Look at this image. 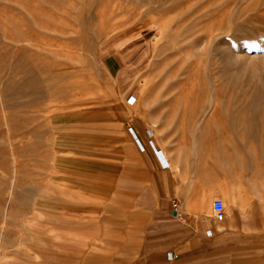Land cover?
<instances>
[{
    "label": "rangeland",
    "instance_id": "1",
    "mask_svg": "<svg viewBox=\"0 0 264 264\" xmlns=\"http://www.w3.org/2000/svg\"><path fill=\"white\" fill-rule=\"evenodd\" d=\"M157 2L0 0V264L93 251L97 218L54 189L56 146L75 144L55 129L65 116L99 132L127 112L174 170L183 155L232 162L243 198L264 205V0ZM111 55L140 71L132 85L108 73ZM223 201L228 214L240 198Z\"/></svg>",
    "mask_w": 264,
    "mask_h": 264
},
{
    "label": "crops",
    "instance_id": "2",
    "mask_svg": "<svg viewBox=\"0 0 264 264\" xmlns=\"http://www.w3.org/2000/svg\"><path fill=\"white\" fill-rule=\"evenodd\" d=\"M105 68L128 85L140 72L117 55L107 58ZM129 121L120 111L109 113L99 132L93 124L79 127V120L68 116L54 123L58 133L75 142L56 146L58 202L69 205L70 214L95 216L99 222V235L89 245L93 251L83 264H264V205L248 202L247 193L243 198L241 187L248 182L239 180L238 168L183 155L174 170V160L153 140L168 164L164 168L145 128ZM131 126L144 151L129 134ZM94 137L103 145H92L88 140ZM231 197L240 202L217 221L213 202ZM170 253L176 256L171 262Z\"/></svg>",
    "mask_w": 264,
    "mask_h": 264
},
{
    "label": "built area",
    "instance_id": "3",
    "mask_svg": "<svg viewBox=\"0 0 264 264\" xmlns=\"http://www.w3.org/2000/svg\"><path fill=\"white\" fill-rule=\"evenodd\" d=\"M134 103H135V100L133 99V97H130L128 99V104L133 105ZM128 132L133 137V139L137 142L141 151H144V147L139 142V140H138V138L134 132V129L132 127H128ZM148 136L151 139L153 136L152 132H148ZM148 145L154 151V153H155L158 161L161 163L162 167L168 168V164H167L164 156L162 155L160 150H156L153 140H149ZM212 212H213V215L217 221H223L225 219V216H226V205H225L224 201H222V200L214 201L213 205H212ZM175 258H176V256L173 253H170L168 255V260L170 262L173 261Z\"/></svg>",
    "mask_w": 264,
    "mask_h": 264
},
{
    "label": "bare ground",
    "instance_id": "4",
    "mask_svg": "<svg viewBox=\"0 0 264 264\" xmlns=\"http://www.w3.org/2000/svg\"><path fill=\"white\" fill-rule=\"evenodd\" d=\"M158 0H155V2H157ZM174 1L175 0H159V2H160V4H162V5H168V8H169V6L171 7L172 5H174L173 3H174ZM158 3V2H157ZM145 4V2L143 3V6H145L144 5ZM159 4V5H160ZM147 5H148V3H147ZM161 6V5H160ZM141 8V7H140ZM170 9V8H169ZM134 14V13H133Z\"/></svg>",
    "mask_w": 264,
    "mask_h": 264
}]
</instances>
